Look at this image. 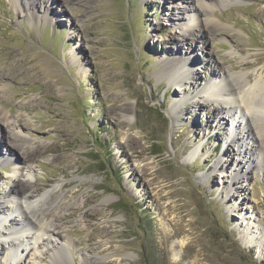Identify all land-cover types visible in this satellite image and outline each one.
<instances>
[{
	"label": "rangeland",
	"instance_id": "obj_1",
	"mask_svg": "<svg viewBox=\"0 0 264 264\" xmlns=\"http://www.w3.org/2000/svg\"><path fill=\"white\" fill-rule=\"evenodd\" d=\"M63 1L0 0V201L13 182L61 187L56 237L73 243L62 264H264V239L249 247L242 233L253 215L264 227V169L231 190L246 155L228 147L232 114L200 93L229 73L264 76V0L200 9L203 46L182 25L195 2ZM185 60L191 81L176 85L164 69ZM13 122L39 151L22 173L8 152ZM34 233L18 264H59ZM12 241L0 242V264Z\"/></svg>",
	"mask_w": 264,
	"mask_h": 264
},
{
	"label": "bare ground",
	"instance_id": "obj_2",
	"mask_svg": "<svg viewBox=\"0 0 264 264\" xmlns=\"http://www.w3.org/2000/svg\"><path fill=\"white\" fill-rule=\"evenodd\" d=\"M55 1L57 2L58 0ZM70 1L71 0H64L62 3L68 4ZM73 1L74 0H72V2ZM184 1L195 2L197 5L193 14L195 17L192 21L189 20L190 23L187 21L182 25H184L186 32L191 33V37H193L194 41L195 38H197L195 42L200 44L199 46H203L204 39L203 35L201 38L196 37V32L202 33L204 30H207V26H199V30H195V24L199 22L200 25V9H203L208 17L215 7L224 6L233 2V0H220L215 4H211L207 0ZM34 4V2L31 4L29 1L27 4L21 5V8L25 7L28 9V6L30 7ZM29 9H31V7ZM31 13L29 16L31 19H34L35 17L33 14L31 15ZM209 22L210 20L206 18L205 23L208 24ZM208 30L210 31L211 28L208 27ZM181 39L187 41L184 36ZM164 71L172 73V81L176 85L179 83L186 84L185 81H191L189 77L191 75L190 61L188 60L182 62L176 61L174 65L168 63ZM181 78H183V80H181ZM251 83L252 81L249 80L245 73H239V75L229 73L220 81L211 80L200 92L204 95L206 101L213 103L212 105H214L217 110H221L224 114H232L229 115V122L231 123L229 128L231 130L230 132L234 135V141L231 140L228 147L233 152L240 151V153L244 152L246 155L242 161L238 160L239 171H235V176L232 177L233 183L230 185L231 190L243 179L240 178V176L246 178V175H249L248 173L251 171L258 169L261 172L264 169V104L258 103L264 101V76L255 78L254 84ZM189 86L190 82L187 84V87ZM261 96L263 97L260 98ZM187 99V97H183L180 102L173 106L172 111L174 115H176L174 111L177 112L181 106L186 105V102H188ZM199 107H204V105H199ZM131 110L132 106H129L125 110L124 116L126 119H129ZM0 123L5 125L8 124V119L1 110ZM17 123H12L13 130L10 132L11 137L10 143H8V152L14 165L17 167V172L22 173L28 170L30 164L36 159L39 151L38 149H26L29 144H33V141H30L31 139L28 136L22 134L25 126L23 125L19 128L20 125L18 126ZM6 133L7 131H5V134ZM7 135H9V133H7ZM248 140H252V146H249ZM22 150L24 153L21 152ZM45 151H47V149H45ZM7 161L3 160L2 163H6ZM227 164V161L224 162L220 160L216 163L215 172L218 171L220 174L224 173L226 167H228ZM33 188L34 187L30 184H24L22 181L13 182L10 191L1 198L3 203L0 201V242L3 243L2 245L4 247V245L9 243L11 238L15 240L10 242L11 245H9V249H11L4 260L6 264H18L22 260L23 253H27L29 250V248H23L28 246V244L23 245L25 244L24 240L30 238V234L35 232L37 233L36 238H31L34 241V245L39 244L41 241L46 243V245H51L52 250L58 249L53 255L59 258L58 263L62 264L66 258L73 257V251H71L73 243L72 241H60L56 237L57 228L54 221L55 215L52 213L51 208L54 207V205L55 208H58L57 204L63 200V196L58 195V191L61 187L55 186L48 190H41L38 188L37 191H32ZM227 195L230 196L231 199L236 197V194H232L230 190H227ZM110 200L111 199L108 198L104 202L108 203ZM10 217H14V219L10 220ZM251 217L243 223L242 226L244 227L242 233L245 240L248 241L249 247H251V245L258 247L264 239V227L262 226L261 218H257L256 215ZM11 223L15 225V228H11ZM4 229L7 233L3 232ZM18 234L20 237H18ZM50 238L59 241V243L56 242L57 244L52 246ZM61 250L62 253L59 254ZM175 251L177 254L179 253L177 249H175ZM60 255H63L64 258H60L62 257ZM92 260V263L96 262L95 258H92Z\"/></svg>",
	"mask_w": 264,
	"mask_h": 264
}]
</instances>
